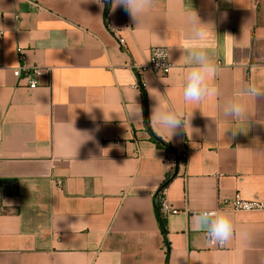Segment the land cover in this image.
Here are the masks:
<instances>
[{"label":"crops","instance_id":"obj_1","mask_svg":"<svg viewBox=\"0 0 264 264\" xmlns=\"http://www.w3.org/2000/svg\"><path fill=\"white\" fill-rule=\"evenodd\" d=\"M182 6L215 22L217 95L185 104L188 134L180 128L166 142L150 126L149 92L182 104L188 66L169 0L139 28L111 0L103 10L92 0H0V264H264V211L231 210L224 249L196 222L202 208L222 209L237 193L264 203V98L246 99L253 117L235 136L236 122L223 116L243 87L264 89V0ZM154 47L169 50L168 76L139 75ZM22 64L52 70L30 88L14 75ZM133 97L142 119L129 116ZM183 150L172 169L168 152ZM169 178L166 199L178 213L165 219L166 263L155 200Z\"/></svg>","mask_w":264,"mask_h":264},{"label":"clouds","instance_id":"obj_2","mask_svg":"<svg viewBox=\"0 0 264 264\" xmlns=\"http://www.w3.org/2000/svg\"><path fill=\"white\" fill-rule=\"evenodd\" d=\"M92 2L99 5L103 10L104 0H92ZM157 5L158 0H111L112 11H115L118 7H124L133 21L137 23V28L141 26L144 18ZM168 13L178 22L185 33L186 45L183 50L188 53V66L184 75L182 104H166L158 96L149 92L156 101L151 110L150 126L166 142L170 141L180 128H183L188 134L187 129L191 127L192 113H186L184 105L199 103L208 97L217 95V89L211 85V81L214 80L219 71V66L211 55V45L208 43L209 34L215 31V22L202 20L194 8L184 11L182 0H169ZM155 56L169 58L167 50L161 48L157 49ZM240 96L241 100H228L223 106V116L237 124V127L231 128L233 136L241 132L239 125L249 122V118L253 117L248 109L246 99L257 101L258 98H264V89L250 83L241 89ZM133 101L129 116L135 115L137 118L142 119V109L136 103L134 97ZM106 102L109 104L114 103L115 98L109 95ZM104 117L105 120H109L106 118L105 112ZM75 131L80 133L77 130ZM196 222L197 227L206 231V237L212 245L224 246L233 237V213L230 209L204 207L196 213Z\"/></svg>","mask_w":264,"mask_h":264},{"label":"built area","instance_id":"obj_3","mask_svg":"<svg viewBox=\"0 0 264 264\" xmlns=\"http://www.w3.org/2000/svg\"><path fill=\"white\" fill-rule=\"evenodd\" d=\"M115 33L114 30H112ZM118 43L121 47L125 46V41L122 38L116 37ZM158 48L166 49L168 52L169 57V50L167 47H154L150 50V55L147 61L140 66H137V70L139 75H143L145 72L153 73L159 76H168L173 68V64L171 63L169 58H158L155 56V53ZM19 58L20 61L23 62L25 59V51L23 49H19ZM51 68L49 67H42V66H33L27 67L25 65H20L18 69L14 71V75L18 78H23L27 81V85L30 88H36L39 85V78L46 74L51 73ZM142 87L143 84H140ZM187 158V151H179V152H172L169 151L166 161L170 165L172 169L176 167V163L178 159L186 160ZM156 196H159V208L160 213L163 219H166L168 216L177 214L178 210L173 208L166 199V190L160 189ZM223 208L230 209L232 211L238 212H255V211H264V203L257 202V201H247L241 197L239 193H237L231 199H224L222 201ZM209 242V241H208ZM212 245V244H211ZM218 249H224V246L215 245Z\"/></svg>","mask_w":264,"mask_h":264},{"label":"trees","instance_id":"obj_4","mask_svg":"<svg viewBox=\"0 0 264 264\" xmlns=\"http://www.w3.org/2000/svg\"><path fill=\"white\" fill-rule=\"evenodd\" d=\"M141 89H142L144 110H145V113L147 114V98H146V94H145L144 88L141 87ZM146 121H147V125H148V119ZM155 140L156 141H160L157 138H155ZM170 179L171 178H169L166 182H164V184L162 185L161 189H164V188L167 187ZM159 206H160L159 205V196H156L155 207H156L157 217H158L159 224H160V229H161V232L163 234L164 243H165V246H166V263H167L168 259H169V253H170V244H169L168 237H167L168 230H167L166 222H165V219H163V217L161 216Z\"/></svg>","mask_w":264,"mask_h":264}]
</instances>
